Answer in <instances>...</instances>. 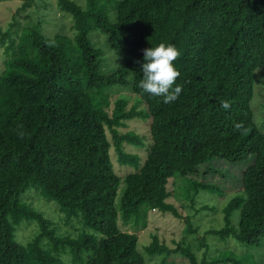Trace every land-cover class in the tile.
I'll use <instances>...</instances> for the list:
<instances>
[{"label": "trees", "instance_id": "1", "mask_svg": "<svg viewBox=\"0 0 264 264\" xmlns=\"http://www.w3.org/2000/svg\"><path fill=\"white\" fill-rule=\"evenodd\" d=\"M35 1L23 0L18 13ZM56 1L72 35H48L44 19L21 24L17 15L6 31L0 27V264H147L154 255L165 264L174 254L186 264H264L228 247L213 254L208 237L254 247L264 235V116L254 105L264 0ZM161 42L180 50L174 63L182 90L169 103L138 87L143 51ZM109 52L121 66L104 68ZM140 115L150 120L148 134L121 131ZM128 145L146 148L143 162ZM112 149L135 170L118 174ZM217 157L252 158L242 190L221 209L222 226L175 245L154 233L141 246L136 231L123 229L146 227L152 210L182 217L169 201L171 178L182 179L179 189L194 207L203 191L221 194L189 176ZM31 189L56 202L66 224L80 226L58 232L36 197L25 196ZM191 217L186 231L194 234ZM30 226L35 236L21 239Z\"/></svg>", "mask_w": 264, "mask_h": 264}, {"label": "rangeland", "instance_id": "2", "mask_svg": "<svg viewBox=\"0 0 264 264\" xmlns=\"http://www.w3.org/2000/svg\"><path fill=\"white\" fill-rule=\"evenodd\" d=\"M81 3H85V0H79ZM36 3L21 14L18 13L19 8L23 4V0H1L0 1V27L3 31L9 28V23L14 20L13 17L17 15V21L21 24L36 22L38 19H44L43 30L48 35H54L57 32H63L65 34H73L71 29L70 17L64 16L59 10H57L56 0H36ZM22 26V25H21ZM98 44V42H96ZM100 44V43H99ZM4 55V47L0 46V63H2ZM104 68H111L116 66H121L122 60L117 56L113 55L111 52L107 53L103 61ZM131 96V102H135V95L128 92ZM264 103V66L259 68L256 73V94H255V110L258 118L261 120L262 115L264 116V109L261 104ZM142 107H144L142 105ZM145 109V108H142ZM149 122L150 120H145V117L140 115L134 119L127 122L126 126L121 127V131L125 132L127 130H135L141 134L149 133ZM127 150L136 153L140 156L143 162L146 155V148L128 145ZM215 159V158H214ZM112 161L115 165V169L118 174L125 176L128 172L135 170V164H121L116 157V152L112 149ZM252 162V158L249 160H241L237 162H231L230 160L224 158H218L209 161L205 165L200 166L199 173H192L189 176L193 179H197L205 184L217 185L223 192H206L203 191L197 197L195 207L192 206L190 200L183 197L182 191L179 186L182 183V179L171 178L169 188L173 190L172 196L169 201L177 206L179 211L182 213V217L175 216L171 213H164L158 210H152L149 212L147 225L141 229H135L131 225H124L123 229L130 232H137L139 239L141 241L140 245L147 244L151 241V235L154 233L159 234L162 240H165L170 245H175L173 240H180L182 237L187 236L188 240L196 243L197 236L205 235V231L210 228L220 227L223 224V213L221 209L230 200L235 193L239 192L243 188V171L246 169L248 164ZM124 184H122V187ZM33 189L25 193V196L33 195L34 203L39 205L43 209L45 215L50 217L56 223L58 232H65L67 229L74 230L76 227L80 226L77 222L66 224L64 219V214L60 211V207L54 201L45 202L44 198L40 193L35 192ZM121 191V189H120ZM41 198L42 200L37 199ZM120 195L118 196L119 199ZM31 200V197H29ZM204 204H209L215 206V210H197L201 208ZM192 216L191 221L195 226H198L199 230L197 233L191 234L186 231L187 223L185 221L186 216ZM239 212H235L234 219L236 220ZM34 222V220H32ZM31 222V221H30ZM31 222V223H33ZM121 222V220H120ZM37 233V229L30 227H25L19 231V236L21 239L26 240L31 239ZM209 243L211 247V253H215L218 249L231 248L236 250L238 254H246L250 261L258 262L259 259L264 257V235L262 241L259 245L254 247H248L235 239H227L226 242L218 240L212 235H208ZM203 249L196 250L199 257L203 254ZM187 260L183 259L179 254L172 255L167 263L165 264H186ZM147 264H164L162 262V256L154 255L148 257Z\"/></svg>", "mask_w": 264, "mask_h": 264}, {"label": "clouds", "instance_id": "3", "mask_svg": "<svg viewBox=\"0 0 264 264\" xmlns=\"http://www.w3.org/2000/svg\"><path fill=\"white\" fill-rule=\"evenodd\" d=\"M180 55V50L171 43L161 42L143 51V63L140 69L142 75L138 87L143 93L162 97L164 103L175 101L181 86L176 83L180 72L174 63ZM227 109V102L222 104Z\"/></svg>", "mask_w": 264, "mask_h": 264}]
</instances>
